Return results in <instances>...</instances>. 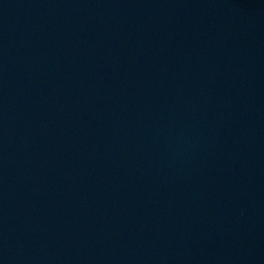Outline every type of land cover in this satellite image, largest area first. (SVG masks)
I'll return each instance as SVG.
<instances>
[{
    "label": "water",
    "instance_id": "95a60500",
    "mask_svg": "<svg viewBox=\"0 0 264 264\" xmlns=\"http://www.w3.org/2000/svg\"><path fill=\"white\" fill-rule=\"evenodd\" d=\"M0 264H264V0H0Z\"/></svg>",
    "mask_w": 264,
    "mask_h": 264
}]
</instances>
